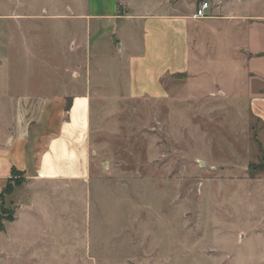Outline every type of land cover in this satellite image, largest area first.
Listing matches in <instances>:
<instances>
[{
	"label": "rangeland",
	"instance_id": "rangeland-1",
	"mask_svg": "<svg viewBox=\"0 0 264 264\" xmlns=\"http://www.w3.org/2000/svg\"><path fill=\"white\" fill-rule=\"evenodd\" d=\"M84 2L0 0V16L48 18L25 21L40 28L25 35L40 46L32 59L21 45L20 90L52 91L68 76L79 84L81 29L73 26L69 48L66 21L48 16L64 17L67 4ZM223 5L231 9L215 12L238 16H219L205 29L204 72L167 79L163 98L131 95L119 78L94 88L89 177L35 187V227L22 218L6 233L16 215L6 208L12 219L0 231V264H264V122L250 107L264 91V57L246 53L264 50V25L242 19L264 16V0Z\"/></svg>",
	"mask_w": 264,
	"mask_h": 264
},
{
	"label": "crops",
	"instance_id": "crops-1",
	"mask_svg": "<svg viewBox=\"0 0 264 264\" xmlns=\"http://www.w3.org/2000/svg\"><path fill=\"white\" fill-rule=\"evenodd\" d=\"M225 1L214 0L212 13L211 2L207 18L193 17L199 0H94L93 7L91 0L76 6L67 4L70 12L64 17L56 18L53 13L48 17L66 21L64 27L68 26L70 35L64 36L63 43L69 48L73 45V26L80 27L75 44L85 51L86 70L80 74L78 85L68 76L59 87L55 80V88L45 93L20 90L19 74L24 70L18 60L24 59L21 45L26 46L30 58L39 57L40 45L25 35L26 28L30 34L39 33L40 28L35 30L36 25L25 21L48 18L0 16V194L14 169L25 178L4 197L5 207L16 210L15 219L6 224V233L9 225H19L22 218L37 225L33 222L35 212L39 213L35 187L58 180L81 182L89 177L94 88L107 81L118 85L119 78L127 81L131 95L163 98L167 95V79L190 71L204 72L208 62H202V55L209 44L200 41L208 39L205 29L212 27L210 22L219 16H238L233 10L228 15L215 12L231 9V5L224 8ZM242 19L251 27L264 25V16L248 14ZM11 27L16 28L15 42L10 40ZM24 39L31 47L24 45ZM246 53L254 56L248 58L264 57L262 49ZM52 72L56 73V62ZM261 86L264 88V84ZM250 107L264 122L263 90L252 95Z\"/></svg>",
	"mask_w": 264,
	"mask_h": 264
},
{
	"label": "trees",
	"instance_id": "trees-1",
	"mask_svg": "<svg viewBox=\"0 0 264 264\" xmlns=\"http://www.w3.org/2000/svg\"><path fill=\"white\" fill-rule=\"evenodd\" d=\"M251 166H252V168H254V171L258 169L257 165H251ZM260 167H261L260 170H264V153H263V159H262ZM19 175H22V173L14 169L13 170V176L9 179L6 187L4 188V190L0 194V198H1L0 231L4 230V220H11L12 219V216H9L10 215L9 211L6 210L5 203H4V197L6 194L11 193L16 186L21 184V181L18 180V177H17ZM252 176L254 177V174Z\"/></svg>",
	"mask_w": 264,
	"mask_h": 264
},
{
	"label": "built area",
	"instance_id": "built-area-1",
	"mask_svg": "<svg viewBox=\"0 0 264 264\" xmlns=\"http://www.w3.org/2000/svg\"><path fill=\"white\" fill-rule=\"evenodd\" d=\"M211 9V2L209 0H200L198 2L196 11L193 15L195 18L209 17V10Z\"/></svg>",
	"mask_w": 264,
	"mask_h": 264
}]
</instances>
